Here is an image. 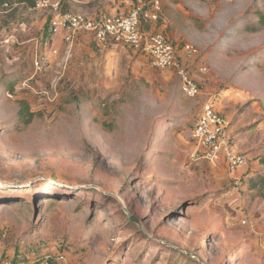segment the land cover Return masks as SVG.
Returning a JSON list of instances; mask_svg holds the SVG:
<instances>
[{"label":"rangeland","instance_id":"rangeland-1","mask_svg":"<svg viewBox=\"0 0 264 264\" xmlns=\"http://www.w3.org/2000/svg\"><path fill=\"white\" fill-rule=\"evenodd\" d=\"M160 3L155 31L199 62L196 98L142 49L57 43L54 9H0V264H264V2ZM207 102L247 157L235 171L195 155Z\"/></svg>","mask_w":264,"mask_h":264},{"label":"built area","instance_id":"built-area-1","mask_svg":"<svg viewBox=\"0 0 264 264\" xmlns=\"http://www.w3.org/2000/svg\"><path fill=\"white\" fill-rule=\"evenodd\" d=\"M133 1L126 0L132 5L126 13L101 14L97 18L81 12L60 14L59 1L54 0H40L35 8H51L56 11L57 15L52 18L48 27L50 34H57L64 29L67 32L66 40L72 41L76 32L87 31L94 34L102 44L112 41L136 50L142 49L151 56L155 67L176 69L186 96L198 97L201 85L195 80L189 67L178 59L177 47L170 38L160 32L147 34L142 31L144 20L157 21L161 17L160 0H137L136 3ZM1 43L0 40V45ZM186 49L188 56L197 52V49L191 46ZM35 66V71H42L43 60L37 59ZM228 130L229 126L222 115L207 102L193 131V139L197 145L195 155L213 162L224 158L229 168L235 171L246 163L247 157L234 149Z\"/></svg>","mask_w":264,"mask_h":264},{"label":"crops","instance_id":"crops-1","mask_svg":"<svg viewBox=\"0 0 264 264\" xmlns=\"http://www.w3.org/2000/svg\"><path fill=\"white\" fill-rule=\"evenodd\" d=\"M85 2H92L94 3V7L92 8H88L86 13L89 14H96L99 11H105L108 12L110 14H117V13H122V12H126L129 10L130 7H132L131 3L126 2V0H83ZM85 12V11H84ZM150 28L148 26V30L150 31H155L156 29V22L157 21H148ZM22 28V27H20ZM19 28V29H20ZM22 32L20 30V32H17V29L14 28L12 34L13 36L16 35L17 36V42L19 43V40H25V42H29V41H33V40H26L27 37H22ZM155 32H159V31H155ZM161 33V32H160ZM64 34H66V31L64 29L60 30V32H58L57 34L53 35V40H57V43H61L62 45H64L65 40H64ZM16 41V37H12V42L15 44ZM27 46V45H25ZM59 46V45H58ZM1 49V47H0ZM187 54V53H186ZM4 57V56H3ZM2 57V58H3ZM190 57V56H188ZM188 65V64H187ZM189 68H191V70L193 71V74H197L198 76H201V72H199V62H195L194 60L190 61V64L188 65ZM202 68V67H201ZM202 71V70H201ZM57 264V263H55Z\"/></svg>","mask_w":264,"mask_h":264},{"label":"trees","instance_id":"trees-1","mask_svg":"<svg viewBox=\"0 0 264 264\" xmlns=\"http://www.w3.org/2000/svg\"><path fill=\"white\" fill-rule=\"evenodd\" d=\"M39 1L40 0H0V9L8 10L10 8H13L14 6H21V5H24L27 8L28 7L34 8V7H36V5ZM133 2L136 3L137 0H134ZM263 2H264V0H263ZM126 12H122V13H126ZM259 18H260V21L264 23V12H260ZM23 103H25V102H23ZM29 112L31 113L30 107L25 103L24 109L21 110L20 113L21 114H24V113L27 114ZM31 115H32V113H31Z\"/></svg>","mask_w":264,"mask_h":264},{"label":"water","instance_id":"water-1","mask_svg":"<svg viewBox=\"0 0 264 264\" xmlns=\"http://www.w3.org/2000/svg\"><path fill=\"white\" fill-rule=\"evenodd\" d=\"M130 218H131L133 221H135V222H139V221L137 220V218H135V216H130Z\"/></svg>","mask_w":264,"mask_h":264}]
</instances>
